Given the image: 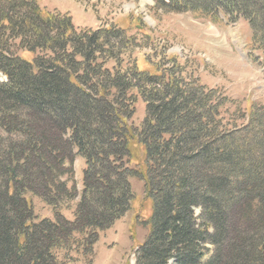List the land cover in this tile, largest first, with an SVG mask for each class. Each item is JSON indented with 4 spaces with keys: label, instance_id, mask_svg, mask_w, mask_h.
I'll return each instance as SVG.
<instances>
[{
    "label": "trees",
    "instance_id": "1",
    "mask_svg": "<svg viewBox=\"0 0 264 264\" xmlns=\"http://www.w3.org/2000/svg\"><path fill=\"white\" fill-rule=\"evenodd\" d=\"M154 2L212 22L243 17L264 57V0ZM126 40L114 26L75 28L34 0H0V264H90L99 232L129 209L132 176L152 200L135 264H264L263 114L225 117L222 92L183 75L176 60L164 75L122 67L115 56ZM18 50L34 52L33 62ZM132 90L145 103L136 129L127 125ZM131 140L143 146L141 168L129 166ZM71 148L85 167L67 219L58 206L75 197L61 179L72 177ZM26 193L54 218H37Z\"/></svg>",
    "mask_w": 264,
    "mask_h": 264
},
{
    "label": "rangeland",
    "instance_id": "2",
    "mask_svg": "<svg viewBox=\"0 0 264 264\" xmlns=\"http://www.w3.org/2000/svg\"><path fill=\"white\" fill-rule=\"evenodd\" d=\"M45 13L70 16L73 26L81 30L118 27L128 40L121 54L115 56L122 67L127 61L149 73L163 75L174 71V60L179 71L196 80L206 89L214 88L226 98L220 108L225 117L244 111L243 121L249 112L257 111L264 119V57L252 40L253 31L243 17H230L220 13L216 21L195 18L189 11H170L155 6L154 0H34ZM119 41V40H118ZM19 55L33 62L35 53L18 50ZM106 65H113L116 60ZM115 60V61H114ZM5 77L0 73V81ZM134 112L127 125L138 128L144 115L145 103L136 90ZM239 109V110H238ZM132 151V167L144 165V149L137 141H128ZM66 167L72 168L71 178L65 174L68 188L74 187L75 197L58 206L62 217L72 219L73 211L83 188L84 158L71 148ZM133 198L129 209L113 225L99 232L93 247L90 264H135L137 247L148 232L152 213V200L146 195L143 181L129 178ZM26 198L37 218H54V210L37 196L26 193ZM195 214L199 209L195 208ZM203 260L213 246L207 244ZM72 255H75L74 253ZM61 256V255H60ZM68 264H87L80 258ZM168 264H172L169 261Z\"/></svg>",
    "mask_w": 264,
    "mask_h": 264
}]
</instances>
